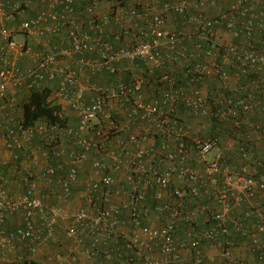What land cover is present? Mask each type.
<instances>
[{"label": "built area", "instance_id": "2783aa9c", "mask_svg": "<svg viewBox=\"0 0 264 264\" xmlns=\"http://www.w3.org/2000/svg\"><path fill=\"white\" fill-rule=\"evenodd\" d=\"M84 1L88 2L82 11L86 18L80 11ZM35 2L40 3L35 16L23 20L17 27L6 26V22L27 12ZM130 2L127 7L116 5L115 24L122 30L113 37L110 34L112 2L108 10L102 11L97 0H0V42H5L1 49L0 116L1 111L14 109L16 98L10 95L11 89L24 86L29 90L48 82L53 90L52 99L65 103L78 118L76 125L69 126L49 120L27 125L19 120L5 127L0 119V164H6L9 158L22 157V177L17 183L19 188L25 187L11 193L9 178L0 175V251L13 252L17 243H28L36 251L38 245L56 241L57 224L66 214L62 206L49 205L39 197L43 183L57 184L59 197L64 200L73 197L74 188L80 182L85 186L80 192L81 197L91 201L94 195L100 194L109 200L116 178H121L117 177L119 174L124 175L138 195L122 204L78 209L74 213V222L66 231L67 238L74 243L73 254L81 256L84 253L94 258L100 251L102 237L114 239L123 223L140 227V216L148 212L138 208L145 190L154 185L166 189L175 177L186 182L191 193L205 195L210 201L184 215L169 202L155 206L164 215V223L147 230L136 229L124 236L126 246L137 256L147 254L142 264H246L244 258L238 261V254L245 251L259 257L264 264V211L251 207L238 214L244 202L264 194V167L259 175H248L250 166L238 167L227 162L214 138L195 136L199 129L195 130L192 124L179 125V122L163 117L175 112L181 103L190 107L200 119L212 114L220 119H232L236 125L241 124L242 116H253L256 108L264 111V100L260 101L259 96L251 92L239 97L246 90L237 85L243 73H249V68H264V55L236 44L242 39L252 46L253 37L264 33V0ZM170 12L183 14V24L195 27L199 40H212L213 44L226 49L229 55L224 57L225 63L237 72L230 75L219 64V54H214V49L204 52L207 58L192 60L193 54L181 44L182 33L168 25ZM16 30L27 33L32 40L50 42L55 36L59 39L38 51L27 43L11 39ZM130 34L137 37L136 42L123 43L121 36L125 40ZM187 34L189 38L192 35L191 32ZM196 49H200V44ZM23 56L31 60L24 69L18 64ZM170 60L184 62V71L191 82L221 73L224 89L229 92H220L223 100H216L211 112L205 89L190 92L183 86H176L171 70L164 66ZM160 69L165 71L161 82L167 90L162 98L153 94L148 103L145 101L147 76ZM121 73L130 74L129 81L121 78L102 81ZM131 95L134 98L132 114L156 122L168 139L158 148L147 136L137 138L132 134L130 141L136 143V147L126 149L127 145L118 140L106 153L109 161H104L98 152L105 146L108 132L105 126L93 131L94 124L110 120L117 104L124 98L129 100ZM8 120L15 122L13 115ZM34 135L41 136L47 146L34 145L31 142ZM256 139L260 140L261 136ZM192 140L196 142L195 147L190 144ZM2 149L8 150L10 156L5 157ZM85 166L89 167L90 173L86 183L80 180ZM177 193L183 194L180 190ZM128 206L132 220L124 222L121 213ZM16 211L22 212L18 227L5 228L6 212ZM202 214L209 216L210 227L205 225L198 231L196 226H190L181 238L177 235L180 223L191 225ZM38 215L42 220L41 228L35 225ZM85 228L98 231L92 246L86 247L79 236ZM118 242L114 243L118 245ZM120 249L112 245L104 253L108 258L117 257L113 264H131L134 257L131 255L127 263L123 262L120 258L125 253ZM55 257L57 264H79L76 255L58 253ZM55 257L50 256L49 260Z\"/></svg>", "mask_w": 264, "mask_h": 264}, {"label": "trees", "instance_id": "16d2710c", "mask_svg": "<svg viewBox=\"0 0 264 264\" xmlns=\"http://www.w3.org/2000/svg\"><path fill=\"white\" fill-rule=\"evenodd\" d=\"M97 1L99 4L98 8H101L102 6V8L106 10H108V8L110 7V2L114 4L111 7L112 10L110 13L113 22L110 29V34H112L113 37L118 35L122 28L115 24V9L117 8L116 5L120 4L121 6L127 7V5L131 3L130 1L134 0ZM81 4V15L86 18L87 15L82 11L83 9H85L88 2L84 1ZM168 21L169 27L173 29L176 28L178 32L182 33L181 36L183 37V42L181 44L187 47L190 54H193V58H191L192 60L205 59L207 57H205L204 52L207 49H214V54H219L217 56L219 64H221L230 75L237 72L236 68L234 70L231 66H228L225 63L224 57L229 55L226 49L220 48V46L213 44L212 40H199L198 32H196L194 29L195 27L191 28L190 26H185L183 24V14L170 12V14L168 15ZM0 25H2L1 22ZM189 32H191L192 34L190 38L189 36L186 37V35H188L187 33ZM14 33L23 32L18 31ZM14 33L12 34V36L14 35ZM25 35L28 36V34L26 33ZM26 40L27 43H31L33 46H35V44H33V40V43L28 38ZM121 40L122 42L124 41L123 43H134L136 42L135 40H137V37H134L132 34H130L126 37L125 40L124 37L121 36ZM251 42L252 46H249L245 43L244 40L241 39L238 40L236 44H238L240 48L253 50L259 55H264V33L256 34ZM197 44H200V49H196ZM1 49L2 48L0 47V68L2 67L1 59L3 55ZM183 63L184 62H181L179 60H170L166 61L164 66L168 67V69L171 70L176 86H183L190 92L198 91L199 89L203 90L204 88H206L205 95L211 103L212 112L216 106V100H223V96L222 94H220V92L222 90L224 94H227L229 92L224 89V85L222 84L224 79H222L221 73L212 74L201 80H198V82H191L190 77L184 71L185 69L183 67ZM164 72V70L160 69L156 70L152 75L147 76V82L145 85V93L147 96L145 98V101H147L148 103L151 102L153 94H156L157 97L162 98L161 95L165 93V90H167V88H165L164 84L162 83L163 81L161 82V77ZM130 77V74L122 75L121 73L120 75H111V77L105 78L106 80L102 79V81L112 82L117 81L119 78L129 81ZM238 84L243 86L244 90H246L245 93L241 95L239 94V97H245L251 92L259 96L260 101L264 100V68L260 70H251L249 68V73H243L240 80L237 81V85ZM10 93L11 96L16 98L13 111L8 109V115H13V117L15 118V122L10 121V124L12 125L21 120V118L16 115L17 109L22 111V119L27 125L33 124L38 120H49L50 122H57L62 126H69L74 125V123L78 120L70 107H64L59 101L52 99L53 90L51 88V84H48V82H46L42 87L29 90L26 87L22 86L21 88L13 89V91H10ZM120 102L117 104L118 106L113 110V116L110 120H106L105 122H96L94 124L95 128H93V131H95L96 128L100 126H105V130L106 132H108L105 146L102 147L98 152L99 155H102L104 161H109L107 157H105L106 153L117 144L118 140H122L123 143L127 145L126 149L136 147V143L130 141V137L132 136V134H135L137 138L147 136L150 141L154 143V147L157 146L158 148L161 147L160 143L163 140L168 139L167 135L156 126V122L148 119H141L139 114H132V105L134 103L133 95H131L129 100L128 98H124ZM68 111H70L71 113ZM192 111L193 110H191V108L186 104L181 103L175 109V112L167 113L163 115V117H167L171 122L177 121L179 122V125H182L183 123L192 124L195 130L199 129L198 135H196L195 133V136L214 138L218 146L223 150L225 160L227 162L238 167H241L245 164H248L250 166V172L248 173V175L257 176L262 173L264 167V134H262L264 128V111L256 108L253 116H242V122L239 125L234 124L232 119H220L218 117H214V115L212 114L207 118L200 119L196 117L192 113ZM1 122L3 123L2 120ZM257 124H260V126L258 127ZM164 127H166V125H164ZM257 136H261V139L257 140ZM31 142L34 145L40 147L47 146V144L44 143L43 138L39 135H34ZM190 144L192 147L196 146V142L194 140L190 141ZM40 159L41 155L40 157H38L39 161ZM28 162L31 163L32 161ZM22 171V157L16 160L12 158L7 161L6 164H0V175L9 178V190L11 193L22 191L23 189H25V187L19 188V183H17V181L22 177ZM88 171L89 170L87 169H83L80 173V180L85 183L87 181L86 179L89 178L88 176L90 173ZM115 174H117V172ZM117 175V177L121 178H116V183L112 186L113 194L110 196L109 200L104 199V197L100 194L94 195L91 201L89 199L81 197L80 192L84 190L85 186L82 182H80L74 188V194L71 199L64 200L60 197L63 200L61 201L62 204H66L67 202L76 203L78 205L77 209L87 208L88 206L92 207L93 209H97L109 207L108 205H110L111 203L122 204L121 202L124 201L129 202L131 200V197L138 195V192L132 191L130 185L125 181L124 175ZM46 184L47 182L40 185V190L38 192L39 197L49 205L59 204L60 190L59 187H57L58 185ZM116 190L119 192H116ZM178 190L183 192L182 196L178 195ZM158 194H160L162 197L160 198L159 196H157ZM212 200L213 199L211 198V201ZM140 201L141 202L138 204V208L148 210L147 214L144 213L140 216V227L131 223H123V225L121 226L122 228L117 231V235L115 234L114 239L110 240L109 238L102 237L100 251L94 258H89L84 253L80 256L71 252V250L74 249V245L72 244V241L66 237V231L68 226L74 222V213L76 211L71 212L70 214H67V211H65L66 217L63 219L60 218L56 227L57 239L55 242H50V245L48 246H50V248H55L56 251L57 249H59L60 251L66 250V253H70L69 255H76L78 257L79 264H82V262H84V259L93 261V264H113L117 260V257L114 258L113 256V258H108L104 253L105 249L110 248L113 245V247H121L120 251L125 253L120 258L123 262L127 263L132 255L134 258L133 261H130L131 264H142L147 254L145 255L143 253V257L137 256L136 253H134L126 246L124 236L126 234H132L136 229L147 230V228L150 229L151 227L153 228L154 226H158L164 223V215L161 212H158L155 206L160 203L169 202L173 206H176L182 212V215H184L189 210L194 209L201 203H209L210 199L205 195H194L193 193H191L190 188L186 182L177 180L174 177L169 187H167L166 189L159 188L157 185H154L145 190L144 199ZM251 207L258 209L261 208L264 211V194L258 196L250 202H244V205L242 206L240 212L238 211V214H242L243 211L248 210ZM63 209L65 210L64 207ZM21 215V211H16L13 213L6 212L4 227L7 229H14L18 227V224L21 221ZM121 218L124 220V222L132 220L130 206L122 209ZM66 219H68L67 221L69 225L64 229L62 227V224L63 220ZM208 219L209 216L207 214H202L198 216L195 222H193L191 225L180 223V227L177 228L176 233L181 238L184 234V231L190 226H196L198 231H202V228L205 225L206 227L211 226L210 220ZM80 230H82L81 227ZM97 235L98 231H93L90 228H87L86 230H83L82 234H80L79 236L83 238L86 247H88L92 246L93 240H95ZM116 240L119 241L118 245L114 243ZM31 247L32 245L30 246L28 243H17L18 249H15L13 252H0L8 254L11 259V261L6 262L5 264H57L55 254L53 255V257L55 258L50 261V256H39L37 254V248L36 251H33ZM127 251H129L131 254L128 255L126 253ZM213 253L216 254V252L214 251ZM243 258L245 259L246 264H262L259 257L255 258L250 252L247 251L238 254V261ZM218 261L219 258L217 259V262Z\"/></svg>", "mask_w": 264, "mask_h": 264}, {"label": "crops", "instance_id": "0c3cea01", "mask_svg": "<svg viewBox=\"0 0 264 264\" xmlns=\"http://www.w3.org/2000/svg\"><path fill=\"white\" fill-rule=\"evenodd\" d=\"M7 1V0H6ZM12 1H17V0H12ZM39 9H40V6H39ZM39 9H37V8H29V10L26 12V13H24V14H22V15H20V17H19V19L20 20H18V22L15 20V21H12V23L14 24H12V23H10V22H8L10 25H11V27H15L18 23H20V21H21V19L23 20V19H26V18H28V17H30V16H32V15H34L36 12H37V10H39ZM38 41H39V43H41L43 40H40V39H38L36 42H35V44H38ZM45 44V43H44ZM29 58H21L20 59V65H21V67L22 68H24V67H27V66H25V64H26V62H28V61H30V59L28 60ZM29 64H31V61H30V63ZM10 91H13V89H11ZM64 107L65 106H67L65 103H61ZM2 105V102H0V106ZM15 110H16V108H15ZM14 110V111H15ZM1 115L2 116H0V118H2V121H3V127H5V126H7V125H9L10 124V121L8 120L9 119V116L10 115H8V110H3V111H1ZM16 115H18L20 118H21V120H22V111L21 110H18L17 109V113H16ZM77 122H75L74 123V125L76 124ZM2 153H3V155L5 156V157H9L10 156V152L8 151V150H5V149H2ZM9 160H10V158H9ZM46 185H49L48 183L46 184ZM61 201H63L60 197H59V204H62V202ZM69 203H66L65 205H68ZM71 204H73V203H71ZM74 205V204H73ZM73 205H72V208H73ZM47 246V245H46ZM44 251L43 252H41V254H42V256L43 257H49L50 256V254H51V248L49 247V246H47L46 248H44L43 249ZM62 251H66V250H59V249H57V252L59 253V252H62ZM84 262H82V264H93V261H91V260H86V259H84L83 260Z\"/></svg>", "mask_w": 264, "mask_h": 264}, {"label": "rangeland", "instance_id": "374dc122", "mask_svg": "<svg viewBox=\"0 0 264 264\" xmlns=\"http://www.w3.org/2000/svg\"><path fill=\"white\" fill-rule=\"evenodd\" d=\"M23 1V0H22ZM39 6H40V3H33L32 4V8H37V9H39ZM25 38H27L23 33H17L16 34V39L18 40V41H20V42H23L24 40H25ZM35 42L36 41H34V44H35ZM54 42H52V44H53ZM49 44H51L50 42H47L46 41V44H44V45H46V46H48ZM43 47V43H39V41H38V44H36V50H40L41 48ZM29 61L28 62H26V64H25V66H28L29 65ZM68 112H70V111H68ZM71 113V112H70ZM85 168L87 169V170H89V167L88 166H85ZM68 203V202H67ZM74 204V205H73ZM73 204H71V203H69L68 205H65L64 203L63 204H59V206H62V207H64L65 208V211H67V214H70L71 212H74V211H76L77 210V204L76 203H73ZM72 205H73V208H72ZM68 219H66V220H63V224H62V227L65 229L68 225H69V223H68V221H67ZM19 221V220H18ZM17 221V222H18ZM35 225H36V227H38V228H41L42 227V220H41V216H39L38 215V217H36V219H35ZM48 245H50V244H48ZM47 245V246H48ZM47 246H39V248H38V250H37V254L39 255V256H42V254H41V252H43L44 250V248H46ZM50 247V246H49ZM18 249V248H17ZM51 256L53 257V255L54 254H56L57 253V251H56V249L55 248H51ZM9 261H11V259H10V257H9V255L8 254H5V253H1L0 252V264H5L6 262H9Z\"/></svg>", "mask_w": 264, "mask_h": 264}, {"label": "clouds", "instance_id": "9594fccd", "mask_svg": "<svg viewBox=\"0 0 264 264\" xmlns=\"http://www.w3.org/2000/svg\"><path fill=\"white\" fill-rule=\"evenodd\" d=\"M5 1H6V0H5ZM7 1L15 2V1H12V0H7ZM17 1H22V0H17ZM23 1H25V0H23ZM108 4H109V3H108ZM98 6H99V4H98ZM31 8H32V7H31ZM99 9L102 10V11H105V10H106V9L102 8V6H101V8H99ZM108 9H109V8H108ZM37 11H38V10H37ZM25 13H26V12H25ZM36 13H37V12H36ZM36 13H35V14H36ZM23 14H24V13H23ZM35 14L32 15V16H30V17H28V18H31V17L35 16ZM20 15H22V14H20ZM20 15H17V16H16V19H15V20H16L17 22H18V20H20V19H19ZM28 18H26V19H28ZM15 20H13V21H15ZM23 20H25V19H23ZM23 20L21 19L20 23H21ZM10 23H12V22H10ZM20 23H18V24L16 25V27L19 26ZM12 24H13V23H12ZM13 25H14V24H13ZM6 26H7V27H11V25H10L8 22H6ZM18 31H20V30H16L15 32H18ZM21 32H22V31H21ZM16 34H17V33H14V35L12 36V39L18 41V40L16 39ZM20 34H21V33H20ZM23 34L25 35V32H23ZM26 34H27V33H26ZM25 36H26V35H25ZM26 37H27L32 43H33V41H37V40H33V41H32V39H31L30 37H28V36H26ZM27 38H25V40L23 41L24 43H27V40H26ZM58 39H59L58 36H55V37H53V38L50 39V40H51L50 42L52 43V42H54V41H57ZM18 42H20V41H18ZM23 42H20V43H23ZM4 43H5L4 41H1V42H0V47H1V48H2V46H3ZM41 43H43V46H45L44 43L46 44V42H43V41H42ZM27 44L33 46L31 43H27ZM33 44H34V43H33ZM49 45H50V44H49ZM33 48L36 49V44H35V46H33ZM42 48H43V47H42ZM1 51H2V50H1ZM23 57H24V58H27L26 56H23ZM23 57H21V58H23ZM21 58H19V60H18V64L20 63V59H21ZM28 60H29V59H28ZM30 61H31V60H30ZM30 61H29V62H30ZM29 65H30V64H29ZM29 65H28V66H29ZM28 66H27V67H28ZM19 67L22 68L20 64H19ZM24 68H26V67H24ZM24 68H22V69H24ZM103 79L106 80L105 78H103ZM204 89L206 90V88H204ZM22 120H23V119H22ZM57 205H59V204H57ZM77 210H78V209H77ZM77 210H76V211H77ZM66 237H67V236H66ZM56 239H57V236H56ZM53 242H55V241H53ZM49 243H50V242H48L47 244L38 245L37 250H38L39 246H46V245H48ZM72 244L74 245V243H72ZM59 253L70 254V253H66V251H62V252H59ZM56 254H58V252H57ZM56 254H55V255H56ZM50 256H51V255H50Z\"/></svg>", "mask_w": 264, "mask_h": 264}]
</instances>
